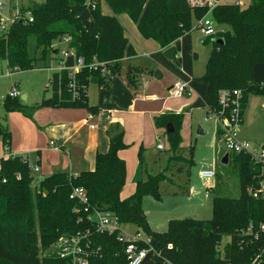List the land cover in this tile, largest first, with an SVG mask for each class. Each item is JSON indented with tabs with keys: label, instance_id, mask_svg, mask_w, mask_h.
<instances>
[{
	"label": "trees",
	"instance_id": "trees-1",
	"mask_svg": "<svg viewBox=\"0 0 264 264\" xmlns=\"http://www.w3.org/2000/svg\"><path fill=\"white\" fill-rule=\"evenodd\" d=\"M104 3L112 14L105 13L100 4L96 8L87 5L86 0L30 1L21 10L31 11L32 22L16 20L8 30H0V60L6 61L12 72L38 68L41 58L28 54L31 42L45 57L47 53L56 54L60 41L70 37L68 48L84 58V65L74 74L75 90L70 87L68 70L62 69L50 78L49 98L38 106H27L20 97L6 96V111H22L30 117L36 107L44 106L85 108L97 113L98 106L89 104L88 87H107L110 74L121 73L120 61L136 54L118 18L121 14L131 18L145 39L163 47L191 31L193 20H201L207 14L217 24L229 26L214 37L201 77L208 84L210 114L222 112L231 118L236 100L244 108L250 95L264 94V0H250L246 7L221 2L211 10L206 5L192 6L188 0ZM219 39L223 43H218ZM74 62L69 57L65 64L73 66ZM144 70L140 69V73ZM128 80L133 82L132 75L128 74ZM224 90L232 96L225 108L220 102V92ZM234 91H239L241 97L237 98ZM182 121V114L162 115L156 120L157 127L171 122L175 128L168 135L172 156L166 168L182 148ZM221 134L218 124V137ZM0 135L5 146V156L0 159V264H71L70 256H61L59 245L62 239L71 237L79 238L81 256L90 264H128L126 243L119 240L120 232L98 230L89 218L95 210L111 213L120 225L133 223L151 237L153 251L148 264H251L258 256L256 264H264V232L257 239L254 236L264 224V163L250 154L228 153V163L232 159L238 174V196L216 195L210 219H171L166 231L159 232L150 226L142 198L160 196L164 172L137 181L134 190L122 196L126 163L119 151L128 145L119 124L109 126V149L96 155L94 170L78 174L58 171L42 178L38 186L33 185L30 163L20 155H7L10 131L1 123ZM193 152L192 147L190 165L194 164ZM138 155L143 165L142 147ZM76 188L85 191L87 202L73 195ZM225 238L229 240L223 244ZM139 246L147 245L139 242Z\"/></svg>",
	"mask_w": 264,
	"mask_h": 264
},
{
	"label": "crops",
	"instance_id": "crops-1",
	"mask_svg": "<svg viewBox=\"0 0 264 264\" xmlns=\"http://www.w3.org/2000/svg\"><path fill=\"white\" fill-rule=\"evenodd\" d=\"M237 3L241 5V1ZM106 8L108 9V7ZM207 17L212 19L210 14H207ZM120 22L125 28V35L135 48L136 54L131 57H125L120 61L122 67L121 73L110 74L107 80V87L95 85L96 88H91L96 89L97 92V96L93 100L92 96H89L91 91L88 89L89 104L91 102L95 103V105H90L98 106L99 110L97 113L88 112V110L84 108L45 107L39 109L40 106L35 108L33 117H30L31 120L22 116V114L10 112V118H12L13 114L19 115L21 118L19 121V124H21L20 127L14 126L12 123L11 125L3 124L0 121L1 125L10 131L9 152L16 155H26L27 159L38 168L37 171L32 172H41L43 176L46 177L58 171H69L73 174H78L84 170H94L96 155L98 153H105L109 149V137L107 135L109 126L112 124H119L124 134L123 141L128 145V147L119 151V156L125 160L126 163V183L135 185L137 181L145 180L148 175H153L148 172V165L145 162L144 154L143 165L139 161V155L138 159H136V146L140 143L143 145L145 139L151 138V135L154 133L157 139V151H164L166 147L165 144L160 141V138L165 134L168 136L175 131L174 125L171 122H168L163 127H157V118L167 114H182V124L184 123L185 117L190 123L188 117L190 116L192 118L194 107L204 109L206 116L211 115L208 111L212 104L208 92V84L203 81L201 77L198 78L193 76L190 69L187 74L188 79H183L185 81H182V79L170 73L168 74L169 78L165 79L166 71L159 67L157 68L160 69V71L157 70L153 63H151V61H154L152 59L153 55H155L159 62L165 67H167V62H165V60L177 61V45L180 43V38L185 34L170 46L163 47L154 40L145 39L141 33L138 32L134 22L133 25L126 18H124L125 23H123V21ZM216 25L220 24L215 22V26ZM199 28L202 29L198 20L195 28H192L191 31ZM191 31L189 32L191 33ZM189 32L187 33L190 34ZM218 32L221 31L217 30L216 34ZM216 34L213 36L204 35L205 39L203 43H208L209 41L213 43ZM66 44V48H68L69 41H66ZM171 47L175 49L174 59H169L165 56V51ZM194 57H196V54ZM143 60H146L149 64L139 65ZM131 69L133 72H131ZM140 69L145 70L140 73ZM156 71L160 72L157 76L155 75ZM10 72H12L11 69ZM128 74L132 75L134 78L131 84L128 80ZM177 82L186 84V91L180 96L171 93V89ZM198 83H202L206 86L208 101L200 99V90L197 88ZM8 94L9 93H7L6 96H8ZM24 95L25 99L22 98ZM19 97L20 100L28 99L25 93H22ZM49 97H44L43 99ZM175 99H180L181 101ZM192 101H194V103H192ZM41 102H36L33 105L38 106L37 104ZM21 103L25 104L22 101ZM188 103H192L190 109L187 107ZM245 105L244 108L242 107V114L244 113V109H246ZM90 115H93L91 119L89 118ZM169 124H171V127H168ZM216 124L218 126L217 122ZM168 128H173L174 131L169 133ZM204 133L205 132L199 128L198 134ZM216 136L219 138L217 135V127ZM51 142H53V144ZM135 142H137V144ZM129 144H135V146L130 149L132 145ZM159 144L163 145L162 149L158 148ZM181 147L185 148L183 142ZM190 149L191 148H189V151ZM170 153L171 154L168 155L166 159V165L172 156L171 151ZM4 156L5 146L1 137L0 159ZM193 162L195 164L194 158ZM206 170L215 169L214 167L203 169L200 171V176L202 172ZM162 171L163 170L160 172ZM204 179H215V177ZM209 188L212 189L211 187ZM130 193L122 192V196L126 197ZM206 196H208V192Z\"/></svg>",
	"mask_w": 264,
	"mask_h": 264
},
{
	"label": "rangeland",
	"instance_id": "rangeland-1",
	"mask_svg": "<svg viewBox=\"0 0 264 264\" xmlns=\"http://www.w3.org/2000/svg\"><path fill=\"white\" fill-rule=\"evenodd\" d=\"M1 1L4 2V11H6L7 5L11 0ZM238 1H241L242 7H246L250 2V0H222V3H237ZM103 11L107 14L112 13L105 6L103 7ZM118 18L123 23H125L124 18H126L134 25L133 21L130 20L131 18L125 14L118 15ZM196 22V20H193V28H195ZM228 28L229 26L222 24L215 26L216 32L217 30L226 31ZM204 39L202 29H193L190 34L187 33L180 38V43L177 45V61L165 60L167 62V67H165L153 55L152 59L154 61H151V63H153L154 67L163 68L166 71L165 79L169 78L168 74L170 73L185 81L188 79L187 74L190 69L193 76L200 78L206 70V64L213 49V43L210 41L203 43ZM58 45L60 50L56 54L47 53L43 57L42 52L36 50L35 43L31 42L29 44V56L41 58L37 61L38 68L35 69L10 72L6 61L0 60V121L3 124L11 125L12 123V125L20 127L21 124H19V121L21 118L17 114H22V116L30 120V117H33V115L30 117L25 115L22 111H11L17 114H13L12 118H10V111H5L2 104L3 98L12 90H16L20 94L19 96L25 93L28 99L21 101L27 105L41 102L44 97L50 96L51 87L49 79L52 77L54 71L60 69L59 60L61 58V51L67 49L65 39H62ZM195 54L196 57H194ZM147 63L149 64V62L143 60L139 65H146ZM157 70L160 71L158 68ZM91 88H96L95 84H91L90 88L88 87L92 95L89 94V90L88 94L92 96L93 100L97 96V92L96 89ZM197 88L200 90V99L208 101L206 86L198 83ZM175 100L181 101L180 99ZM192 103L187 104L188 109H190ZM90 104L95 105V103L91 102ZM42 108L45 107L41 106L39 109ZM245 108L242 114L241 105L240 112L243 116V121L236 127L235 136L238 141H247L258 149L262 148L264 145V94L250 95ZM184 119L180 134L185 148L182 147L176 152L177 159L173 160L167 168L165 166L166 159L171 153L169 150L168 136L166 134L160 138V141L166 147L164 151H157V139L154 133L151 135V138L145 139L143 145L140 143L136 146V159H138L139 150L142 147L145 162L148 165V172L155 175L163 170L162 172L165 175V180L159 185L160 196L158 198L153 196H144L142 198V206L147 220L150 226L159 232L166 231L168 222L171 219H184L189 217L210 219L213 216V199L216 195L238 196L240 193L238 174L232 159L227 164L222 163V153H229V151L226 148V143L222 140V134L219 138L216 136L217 124L214 116H206L204 109L194 107L192 118L190 116L188 117L190 123L186 117ZM199 128L205 133L198 134ZM135 143L137 144V142ZM134 146L135 144L130 149ZM192 147L194 150V165H190L192 162H190L191 153L189 148ZM29 163L34 165L30 160ZM189 165L191 166L190 171H188ZM213 167L216 171L215 179L207 180L200 176L201 170ZM32 175L34 177L33 185L38 186L40 180L44 178L43 174L41 172H32ZM133 188V184L126 183L123 192L130 193L134 190ZM207 192L208 196H206ZM120 228L128 236L134 237L138 233L141 238L145 239L147 237L142 229L133 223H124L120 225ZM227 240L229 239L225 238L223 244Z\"/></svg>",
	"mask_w": 264,
	"mask_h": 264
},
{
	"label": "built area",
	"instance_id": "built-area-1",
	"mask_svg": "<svg viewBox=\"0 0 264 264\" xmlns=\"http://www.w3.org/2000/svg\"><path fill=\"white\" fill-rule=\"evenodd\" d=\"M30 1L42 2L43 0H11L7 5V10L4 11L5 4L0 0V30L6 31L10 27V25L16 20H22L26 22L33 21V15L30 10L25 13L22 12V7H28ZM222 0H189L192 6H208L210 10L215 7L217 4L221 3ZM86 4L96 8L97 5L105 6L104 0H86ZM199 25L202 27L203 33L205 36H213L216 34L215 30V22L213 19L208 18L207 16L203 17L199 20ZM65 40L70 41V37H66ZM69 57H73L75 62L73 66H66V59ZM60 62V71L62 69H66L69 72V77L72 79L70 82V87L75 90V81L73 80L74 74L84 65V58L81 55L76 54L74 49L67 48L64 51H61ZM103 72L108 73L107 70H103ZM186 91V85L180 82L174 84L171 89V93L180 96ZM19 93L16 90H12L8 96L19 97ZM234 95L237 98H240V92L234 91ZM231 94L228 91L220 92V102L223 104V107H227L229 104V100L231 99ZM235 107L232 110L231 118L228 116L221 114H211L216 119V122L219 124L222 130V140L226 143V148L229 152L234 153H247L250 154L252 158L255 160L264 163V148H256L251 145L247 141H238L235 132L236 127L240 125L241 115V104L238 100H236ZM93 115H90L91 119ZM53 144V142H51ZM158 148L162 149L163 145L159 144ZM7 155L15 156L16 154H11L10 152ZM18 155V154H17ZM23 160L29 162L27 156L24 154L20 155ZM31 165V164H30ZM32 171H37L38 168L34 165H31ZM202 178H213L215 177V170H206L202 172ZM73 195L78 197L82 202H87V196L85 191L82 188H76L73 192ZM85 210H88L86 208ZM89 218L96 223L98 230L103 232L112 233L116 230L120 232L119 240L121 242L126 243L125 245V253L128 258V264H143V261L147 257L148 254H151L153 251L152 247V239L150 236H147L145 239L141 238L138 233L132 237L128 236L121 231L120 224L117 218L109 212H103L99 210H95ZM264 232V224L260 225L259 231L254 234L255 238L259 237V233ZM139 242L147 245L145 247L139 246ZM61 248V256L62 257H71V264H90L88 260L81 256V247L79 238L71 237L64 238L59 243ZM259 257V256H258ZM257 258L253 260L251 264H256Z\"/></svg>",
	"mask_w": 264,
	"mask_h": 264
},
{
	"label": "water",
	"instance_id": "water-1",
	"mask_svg": "<svg viewBox=\"0 0 264 264\" xmlns=\"http://www.w3.org/2000/svg\"><path fill=\"white\" fill-rule=\"evenodd\" d=\"M218 43H223V39H219L218 40ZM165 56L169 59H174L175 58V49L173 47L171 48H168L166 51H165ZM160 72L159 71H156L155 75L157 76V74H159ZM23 99H25V95L22 97ZM168 127H171V124L168 125ZM173 128H168V132L171 133L173 132ZM229 161V154L226 153L223 158H222V163L223 164H227ZM151 258V254H148L147 257L145 258V260L143 261V264H148L149 263V260Z\"/></svg>",
	"mask_w": 264,
	"mask_h": 264
}]
</instances>
